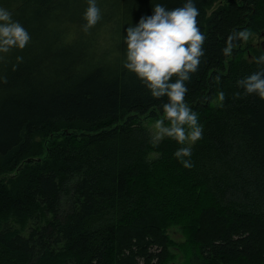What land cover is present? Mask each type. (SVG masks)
Instances as JSON below:
<instances>
[{"label":"trees","instance_id":"16d2710c","mask_svg":"<svg viewBox=\"0 0 264 264\" xmlns=\"http://www.w3.org/2000/svg\"><path fill=\"white\" fill-rule=\"evenodd\" d=\"M183 2L97 0L85 33L87 0H0L31 37L0 54V264H166L173 249L182 264H264V100L237 86L264 54L249 59L250 40L223 53L234 31L261 35L264 0H195L191 169L174 156L187 145L153 143L143 125L167 98L124 68L127 27Z\"/></svg>","mask_w":264,"mask_h":264},{"label":"clouds","instance_id":"9594fccd","mask_svg":"<svg viewBox=\"0 0 264 264\" xmlns=\"http://www.w3.org/2000/svg\"><path fill=\"white\" fill-rule=\"evenodd\" d=\"M83 19V31L87 33L101 19L97 0H87ZM199 9L195 0H184L182 6L167 10L161 3L154 4L151 16H142L135 26L126 29L124 68L135 74L153 98H167L162 105L163 115L154 123L153 143L165 138L175 140L180 145L175 158L183 167L191 169L193 163L191 145L203 137V126L199 123L198 113L185 102L186 82L199 69L204 55L205 35L198 27ZM248 29L234 31L226 41L223 53L230 56L239 45L247 43L252 37ZM31 37L28 31L12 19V14L0 7V54H8L13 49L23 50ZM4 55H0V60ZM18 62L23 57L16 58ZM264 65V56L256 59ZM217 79H219L217 77ZM6 82V80H5ZM247 95H257L264 100V68L237 81ZM237 97L239 93L235 94ZM225 94H218V106H223Z\"/></svg>","mask_w":264,"mask_h":264},{"label":"rangeland","instance_id":"374dc122","mask_svg":"<svg viewBox=\"0 0 264 264\" xmlns=\"http://www.w3.org/2000/svg\"><path fill=\"white\" fill-rule=\"evenodd\" d=\"M217 3V2H216ZM264 34V30L262 32ZM261 33V34H262ZM251 44H253L255 50L251 51V53H248V58L251 59L254 56H257L258 52H261L264 54V36L261 35H252V37L249 39ZM218 102V101H217ZM158 118L155 119H144L142 120L143 125L146 126V128L149 129L151 136L153 138L155 129H154V123ZM188 146V145H187ZM193 145H191L192 147ZM150 158L155 157V155H150ZM182 233V230H180L178 227H171L166 230V234L169 236V238L176 244H179L183 241L184 238H182L179 234ZM172 257L166 262V264H182L180 262L181 253L173 249L171 251Z\"/></svg>","mask_w":264,"mask_h":264},{"label":"water","instance_id":"95a60500","mask_svg":"<svg viewBox=\"0 0 264 264\" xmlns=\"http://www.w3.org/2000/svg\"><path fill=\"white\" fill-rule=\"evenodd\" d=\"M261 36L263 37L264 34L262 33ZM28 162H30V159H26L23 163H28ZM23 163H21V165L18 167V169L16 170L15 174L18 172L19 168L22 166ZM15 174L14 175H11V176L13 177V176H15Z\"/></svg>","mask_w":264,"mask_h":264}]
</instances>
